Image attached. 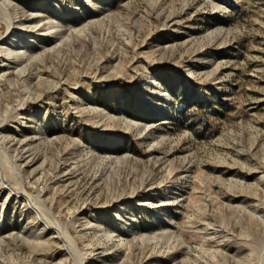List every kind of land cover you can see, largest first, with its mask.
I'll return each instance as SVG.
<instances>
[{
  "label": "rangeland",
  "instance_id": "1",
  "mask_svg": "<svg viewBox=\"0 0 264 264\" xmlns=\"http://www.w3.org/2000/svg\"><path fill=\"white\" fill-rule=\"evenodd\" d=\"M0 264H264V0H0Z\"/></svg>",
  "mask_w": 264,
  "mask_h": 264
},
{
  "label": "bare ground",
  "instance_id": "2",
  "mask_svg": "<svg viewBox=\"0 0 264 264\" xmlns=\"http://www.w3.org/2000/svg\"><path fill=\"white\" fill-rule=\"evenodd\" d=\"M15 36H16V35H14L13 37H15ZM12 57H13V56H12ZM32 158H34V157H32ZM31 162H32V160H31ZM120 200H121V199H120ZM19 203H23V202H19ZM52 233L55 234V235H57V237H56V238H57L56 241H59V242L62 243V245H61L60 248H62V249L66 248L65 242H63L62 237L59 236V235H61L62 233L59 232L58 229L53 230Z\"/></svg>",
  "mask_w": 264,
  "mask_h": 264
}]
</instances>
